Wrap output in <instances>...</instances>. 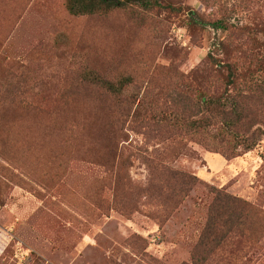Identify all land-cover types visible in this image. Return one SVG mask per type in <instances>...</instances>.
<instances>
[{
  "label": "rangeland",
  "instance_id": "rangeland-1",
  "mask_svg": "<svg viewBox=\"0 0 264 264\" xmlns=\"http://www.w3.org/2000/svg\"><path fill=\"white\" fill-rule=\"evenodd\" d=\"M170 1L179 14L137 19L124 10L74 17L66 0H0V151L20 147L15 136L2 146L14 129L42 125L30 156L0 154V264H264L263 223L223 250L196 252L211 188L264 211V137L227 159L219 124L200 135L147 125L160 111L202 117V98L225 88L213 62L223 75L237 67L241 87L263 73L264 0ZM193 16L228 29L195 27ZM85 65L131 77L125 103L80 88ZM17 100L46 113L15 108ZM246 107L240 132L249 137L264 130V107ZM157 164L200 183L166 207L156 187L147 195Z\"/></svg>",
  "mask_w": 264,
  "mask_h": 264
},
{
  "label": "trees",
  "instance_id": "trees-1",
  "mask_svg": "<svg viewBox=\"0 0 264 264\" xmlns=\"http://www.w3.org/2000/svg\"><path fill=\"white\" fill-rule=\"evenodd\" d=\"M66 9L74 17H107L124 10L128 11L131 17L137 19L144 18V14H179L180 11V8L170 0H66ZM189 23L195 27L206 24L220 30L228 29L222 21L210 24L195 16L189 18ZM213 64L222 75L225 88L219 96L202 98V117L188 116L183 114L184 112L160 111L148 119L147 125L156 124L177 134L200 135L207 133L211 127L219 124L221 125L219 136L226 138L232 149L229 154L225 153V157L231 159L238 156L239 149L246 152L254 151L258 148L261 138L264 137L262 129H258L249 137L243 136L240 132V127L247 118L246 104L258 102L264 107V71L262 74L259 70L250 72V77L245 76L248 79L247 86L241 87L237 67H234L237 71L231 69L227 75H223L222 69L225 68V65L216 64V62ZM130 84H132L131 77L120 76L116 79H109L89 65H85L79 74L78 86L91 90L111 101L113 106L120 107L119 105L125 102L119 101ZM231 88L234 90L232 91ZM244 90L248 92L247 95ZM234 91L236 92L234 93ZM12 106L24 108L26 112L33 115L46 113V110L27 101L18 102L17 100ZM26 124L24 119L19 120V125ZM41 128L42 125L35 123L32 127L14 129L13 132L4 136L1 139L2 146L15 136L20 147L11 150L6 147L2 148L0 151L2 158L8 162L12 161L14 160L12 153L18 150H22L25 155L30 156L35 138H38L35 135ZM105 128H109V125L105 124ZM53 130L47 129L46 132ZM54 154L58 156V150H55ZM156 174L158 177L151 181L147 195H150V191L156 187L160 193L159 197L166 207H169L171 203L176 204L174 207L178 206L200 183L195 175L162 164H157ZM211 190L213 199L209 205L206 223L196 249V252H200L202 255L213 254L218 250H223L231 243L245 240L249 234L254 232L255 228L257 231L259 230L257 225L261 223L264 227V211L222 189L211 188ZM234 254L232 251V255ZM193 259L194 264H199L195 257Z\"/></svg>",
  "mask_w": 264,
  "mask_h": 264
},
{
  "label": "built area",
  "instance_id": "built-area-1",
  "mask_svg": "<svg viewBox=\"0 0 264 264\" xmlns=\"http://www.w3.org/2000/svg\"><path fill=\"white\" fill-rule=\"evenodd\" d=\"M17 252L20 253L22 257L26 255V253L24 252V250L20 244L18 245V251ZM23 259H24V257H23Z\"/></svg>",
  "mask_w": 264,
  "mask_h": 264
}]
</instances>
